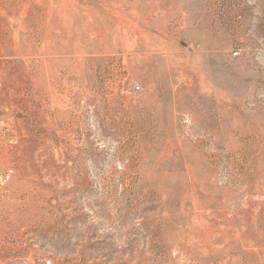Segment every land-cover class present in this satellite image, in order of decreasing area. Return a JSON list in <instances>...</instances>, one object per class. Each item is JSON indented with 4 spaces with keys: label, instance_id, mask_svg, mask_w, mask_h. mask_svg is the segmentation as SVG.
<instances>
[{
    "label": "rangeland",
    "instance_id": "374dc122",
    "mask_svg": "<svg viewBox=\"0 0 264 264\" xmlns=\"http://www.w3.org/2000/svg\"><path fill=\"white\" fill-rule=\"evenodd\" d=\"M264 264V0H0V264Z\"/></svg>",
    "mask_w": 264,
    "mask_h": 264
},
{
    "label": "built area",
    "instance_id": "2783aa9c",
    "mask_svg": "<svg viewBox=\"0 0 264 264\" xmlns=\"http://www.w3.org/2000/svg\"><path fill=\"white\" fill-rule=\"evenodd\" d=\"M43 264H51V261H50V260H47V259H45V260L43 261Z\"/></svg>",
    "mask_w": 264,
    "mask_h": 264
}]
</instances>
